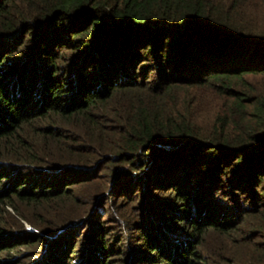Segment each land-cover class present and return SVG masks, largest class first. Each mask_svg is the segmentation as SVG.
<instances>
[{
  "label": "trees",
  "instance_id": "1",
  "mask_svg": "<svg viewBox=\"0 0 264 264\" xmlns=\"http://www.w3.org/2000/svg\"><path fill=\"white\" fill-rule=\"evenodd\" d=\"M249 76L264 0H0V264H264ZM122 199L135 242L96 224L76 249Z\"/></svg>",
  "mask_w": 264,
  "mask_h": 264
},
{
  "label": "rangeland",
  "instance_id": "2",
  "mask_svg": "<svg viewBox=\"0 0 264 264\" xmlns=\"http://www.w3.org/2000/svg\"><path fill=\"white\" fill-rule=\"evenodd\" d=\"M249 78L254 82V84L257 86L258 89L264 90V76H249ZM97 202L92 204L91 209L88 211L89 216L92 213L93 209L95 208L93 218H90L93 222L90 224H86L85 219L82 222L81 225H79L77 230V237L80 242H78L76 249H80L82 247V236L89 234V232L94 230V227L97 225L105 226L104 231L108 232L105 234V238L108 239L109 242H112L114 246H118L120 250L122 248H127L130 244L135 242L136 236L131 228V221L133 220H143L144 215L141 216V208L139 206V202L132 201H126L125 199L118 200L113 206L110 208L109 205L107 206V201H105L103 204L96 200ZM100 206V209H98ZM132 206V207H131ZM98 209V210H97ZM108 209V210H107ZM94 224V226H93ZM25 227L28 229H31L32 227L28 222L24 223ZM92 225V226H91ZM24 247H18L16 248L17 254L19 257L25 255L26 252H21L25 250ZM27 250V249H26ZM81 250L76 251V255H79ZM113 252H117V250H114ZM72 256V255H71ZM118 257H123V254H116L114 253L112 255V258H110L109 264H123V261H120ZM77 257V256H76ZM79 257V256H78ZM29 258L25 257L24 260H28Z\"/></svg>",
  "mask_w": 264,
  "mask_h": 264
}]
</instances>
